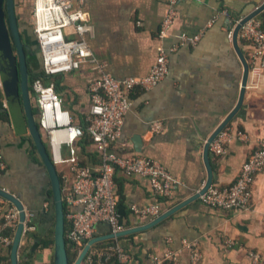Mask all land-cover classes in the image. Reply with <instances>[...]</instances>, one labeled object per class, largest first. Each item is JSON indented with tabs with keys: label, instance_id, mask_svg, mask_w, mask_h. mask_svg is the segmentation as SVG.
<instances>
[{
	"label": "crops",
	"instance_id": "crops-1",
	"mask_svg": "<svg viewBox=\"0 0 264 264\" xmlns=\"http://www.w3.org/2000/svg\"><path fill=\"white\" fill-rule=\"evenodd\" d=\"M264 4V0H180L177 16L163 42L167 49L179 43L185 33L202 32L196 46H181L169 58V73L156 88L136 90L131 95L132 108L126 116L124 130L115 147L117 154L139 156L158 161L178 182L173 200L159 199L151 192L147 179L125 177L117 173L119 212L126 229L146 225L150 217L137 215L132 207L145 209L159 204L162 213L197 194L205 185L208 170L204 159L205 145L211 135L237 106L243 64L230 37V24L222 15L228 9L247 17ZM167 0H85L82 10L88 14L87 30L82 35L93 50L101 69L86 64L81 69L57 77L58 92L66 110L74 114L76 126L85 122L90 109L89 84L108 73L117 80H140L152 71L161 45L159 32L169 12ZM27 11L17 6L18 21L27 43L29 25ZM264 20V12L259 16ZM30 26V25H29ZM71 36L70 38H74ZM248 59L250 48L239 40ZM251 67L243 106L227 127L242 132L243 139L234 138L227 144L226 154L215 157L210 151L214 182L233 183L242 164L259 149L264 138V70ZM161 122L160 135L149 132V125ZM28 135L19 136L9 119L0 116V148L7 169L0 173V185L23 199L34 231L43 233L49 226L42 224L47 184V171L39 157L32 153ZM139 140V143L136 142ZM81 162L96 166V148L89 145ZM253 206L250 211L222 210L205 205L200 198L190 201L155 227L132 234L125 244L133 251V264H153L150 256L168 249L178 251L179 263L189 264V252L183 240L197 239L203 251L202 264H250L249 251L264 257V168L255 176ZM13 205L0 196V223ZM37 210L36 215L32 210ZM44 230V231H43ZM98 236L110 234L107 224L98 225ZM238 245L226 248V239ZM36 239L23 236L20 249L34 252ZM19 259L26 260L20 254ZM4 252L1 255H7ZM29 260L30 257H29ZM34 264V263H32Z\"/></svg>",
	"mask_w": 264,
	"mask_h": 264
},
{
	"label": "built area",
	"instance_id": "built-area-1",
	"mask_svg": "<svg viewBox=\"0 0 264 264\" xmlns=\"http://www.w3.org/2000/svg\"><path fill=\"white\" fill-rule=\"evenodd\" d=\"M17 6L24 8L29 18V25L37 45L41 60L43 77L51 78L45 84L41 78L33 83L34 103L39 110L38 124L46 136V143L63 183L62 201L65 220V241L79 248V255L91 239L98 236V225L107 224L110 234L126 230L119 212L116 174L125 177H141L149 181L152 194L165 200H173L179 182L158 161L139 156H123L115 151L119 143L126 116L132 108L131 95L136 90L150 91L156 88L169 73V58L172 52L181 46H196L202 32L189 36L182 33L179 43L167 49L163 42L169 37L170 28L177 16L175 9L180 0H167L169 12L159 32L161 45L157 47L156 63L150 74L140 80L127 78L117 80L108 73H103L93 80L88 87L90 109L85 117L86 133L96 148L99 163L96 166L83 165L76 148L78 140L85 132L81 125H74L72 116L63 105V100L55 90L54 78L72 73L86 64L95 69L101 65L93 50L82 39L87 30L88 14L82 10L85 0H16ZM222 15L229 22L230 37L240 20L228 9ZM74 38H70L71 36ZM240 39L250 48L249 62L257 71L264 70V20L257 17L249 20L242 27ZM0 95L2 109L8 110L4 93V82L0 72ZM68 131H73L70 139ZM164 131L161 122L149 125V132L160 135ZM245 135L231 127H226L211 143L210 151L215 157L226 154L227 144L234 138L243 139ZM264 168V138L259 142V149L245 161L236 180L228 185L213 183L200 200L207 206L222 210L238 209L250 211L253 206V183L255 176ZM7 163L0 148V170H6ZM44 211L48 210L45 204ZM137 215L155 219L159 217L160 205L145 209L132 207ZM67 223V228H66ZM18 224V210L12 205L0 223V251L10 249L13 234ZM27 215L25 233L33 232ZM93 245L81 264H111L115 259L118 264H133V256L118 242ZM189 252V264H202L203 251L199 240H183ZM226 248H234L238 242L226 239ZM178 251L168 249L162 254L151 255L153 264H178ZM250 264H264V257L255 250L249 251ZM78 255V257H79Z\"/></svg>",
	"mask_w": 264,
	"mask_h": 264
},
{
	"label": "water",
	"instance_id": "water-1",
	"mask_svg": "<svg viewBox=\"0 0 264 264\" xmlns=\"http://www.w3.org/2000/svg\"><path fill=\"white\" fill-rule=\"evenodd\" d=\"M263 12L264 4L255 12L245 17L234 31V45L239 53L244 69L240 97L237 106L211 135L205 145L204 159L208 170V177L203 188L188 200L177 204L175 207L165 213H162L159 217L155 218L146 225L126 229L116 235L108 234L91 239L88 241L74 264H81L93 245L114 238L143 232L155 227L171 217L177 210L185 206L190 201L199 198L200 195L206 192L210 185L213 184L214 170L210 159L211 143L227 127V125L242 108L246 88L250 78L251 67L240 46V32L245 23L253 18L259 17ZM35 55H38V52L31 50L22 35L18 21L16 0H0V72L4 82V93L8 104L9 118L17 135H28L30 137L36 148L37 155L44 165L49 177L53 213L52 264H70L68 250H66V241L64 238L65 220L62 201V185L59 177L60 174L56 164L52 160L46 140L43 138L42 130L39 127L38 120L34 112V103L31 91H29L27 58L28 56L32 57ZM136 142L139 143V140H136ZM0 196L12 202L18 210V224L13 234L10 261L11 264H20L19 249L21 240L24 236V229L28 215L27 206L24 204L22 198L1 185Z\"/></svg>",
	"mask_w": 264,
	"mask_h": 264
},
{
	"label": "trees",
	"instance_id": "trees-1",
	"mask_svg": "<svg viewBox=\"0 0 264 264\" xmlns=\"http://www.w3.org/2000/svg\"><path fill=\"white\" fill-rule=\"evenodd\" d=\"M16 5H17V1H16ZM235 16L239 20L242 18L241 16H238V15H235ZM28 22H29V20H28ZM26 27H27L26 31L28 32V35H29L28 38H30L27 43L30 46L31 50H33L34 52L35 51L37 52V50H38L37 47L33 48L30 45L31 44V40H35L34 36H33V33H32V30H31V26H29V25L27 26L26 25ZM248 58H249V54H248ZM27 64H28V71H29V78H28L29 91H31V95H32V98H33V103H34V91H33V87H32L33 81L36 78H41V79L44 80L45 84H48L50 82L51 78H48V77H45V76L43 77L44 73H42V71H41V60H40L39 54L35 55V56H32V57L28 56ZM53 80L55 82V90L58 93V92L61 91V81H59L57 79V77H55ZM1 99H2V96L0 95V116H1V118L9 119L8 110L2 109ZM34 112H35L36 117L38 118L39 110L36 108L35 103H34ZM70 114L72 116L73 123L75 125L76 124L75 122H77V121L74 118V114H72L71 112H70ZM80 125L82 126L85 134H84L83 138H81L80 140L77 141L76 148H77V151L80 150L83 154H85V151H86L87 147L89 145H92V141H91L90 137L86 133V124H85V122L80 123ZM42 135H43V138L46 139V136H45L43 131H42ZM28 138H29V140L31 142L32 153L37 155L36 148H35L32 140L30 139V137H28ZM81 163L83 165H87L86 161H82ZM0 173H3V170H0ZM61 185H63L62 182H61ZM46 188H47V190L45 191L44 201H46L48 203V210L42 212L41 215L43 216L42 217L43 218L42 224H44V225L48 224L49 226L45 229V231L43 230L44 231L43 233H41V232L39 233L38 231L25 233V237L26 238H30V237L32 238V236H33V238L36 239V245L37 246L34 249V252L27 251L26 247H23V248L20 249V254L25 255V258H28L26 260L20 259V264H31V262L29 260V257L31 259V256H30L31 253L33 255V253H35L37 251H45V250H48V249L53 247V215H52L53 213H52L51 191H50V188H49V183L47 184ZM31 210H32V212L34 214L39 215L38 209L37 210L31 209ZM51 218H52V222L50 223L49 219H51ZM30 224L33 226V224H35V223L34 222H30ZM66 228H67V223H66ZM132 237H133L132 235H127V236H124V237H120L118 239V242L126 249V251L128 253H130L132 256H134L133 255V251L131 249H129L128 245L125 244V241L129 240V239H132ZM106 243H110L111 244V243H113V241L112 240H107V241H104L102 243H99L98 245L100 246V245H104ZM66 250H68L70 264H74L75 261L78 258V255H79L78 246H76L75 244H71V243L66 241ZM4 252H8V254L7 255H1ZM10 252H11V248L8 249V250L1 249V251H0V264H11ZM111 264H118V261L115 259Z\"/></svg>",
	"mask_w": 264,
	"mask_h": 264
},
{
	"label": "rangeland",
	"instance_id": "rangeland-1",
	"mask_svg": "<svg viewBox=\"0 0 264 264\" xmlns=\"http://www.w3.org/2000/svg\"><path fill=\"white\" fill-rule=\"evenodd\" d=\"M29 20V18H28ZM49 222H52V218L49 219ZM37 246V245H36ZM35 246V247H36ZM52 255H53V248H50L48 250L45 251H37L35 253L30 254L31 256V264H52Z\"/></svg>",
	"mask_w": 264,
	"mask_h": 264
},
{
	"label": "flooded vegetation",
	"instance_id": "flooded-vegetation-1",
	"mask_svg": "<svg viewBox=\"0 0 264 264\" xmlns=\"http://www.w3.org/2000/svg\"><path fill=\"white\" fill-rule=\"evenodd\" d=\"M30 45H31L33 48H34V47H37L35 40H31V44H30Z\"/></svg>",
	"mask_w": 264,
	"mask_h": 264
},
{
	"label": "bare ground",
	"instance_id": "bare-ground-1",
	"mask_svg": "<svg viewBox=\"0 0 264 264\" xmlns=\"http://www.w3.org/2000/svg\"><path fill=\"white\" fill-rule=\"evenodd\" d=\"M68 133L69 134L67 135V138L70 139L72 137V135H73V131H68Z\"/></svg>",
	"mask_w": 264,
	"mask_h": 264
}]
</instances>
